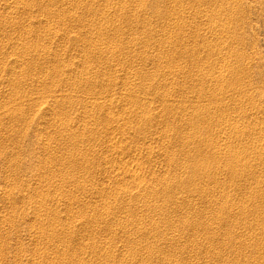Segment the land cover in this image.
<instances>
[{
	"label": "rangeland",
	"instance_id": "obj_1",
	"mask_svg": "<svg viewBox=\"0 0 264 264\" xmlns=\"http://www.w3.org/2000/svg\"><path fill=\"white\" fill-rule=\"evenodd\" d=\"M0 264H264V0H0Z\"/></svg>",
	"mask_w": 264,
	"mask_h": 264
},
{
	"label": "bare ground",
	"instance_id": "obj_2",
	"mask_svg": "<svg viewBox=\"0 0 264 264\" xmlns=\"http://www.w3.org/2000/svg\"><path fill=\"white\" fill-rule=\"evenodd\" d=\"M164 14V13H163ZM157 15V14H156ZM160 17V16H159ZM183 38V37H182ZM181 39V38H180ZM164 42V41H163ZM154 56H155V54H154ZM151 57V56H150ZM159 58H160V56H159ZM57 71V70H56ZM237 156V155H236ZM237 157H239V156H237ZM201 166V165H200ZM203 167V166H202ZM138 178V177H137ZM110 205V204H109ZM110 208V207H109Z\"/></svg>",
	"mask_w": 264,
	"mask_h": 264
}]
</instances>
